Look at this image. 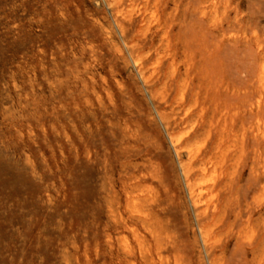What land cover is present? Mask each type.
Segmentation results:
<instances>
[{
	"label": "rangeland",
	"instance_id": "1",
	"mask_svg": "<svg viewBox=\"0 0 264 264\" xmlns=\"http://www.w3.org/2000/svg\"><path fill=\"white\" fill-rule=\"evenodd\" d=\"M0 264H264V0H0Z\"/></svg>",
	"mask_w": 264,
	"mask_h": 264
}]
</instances>
